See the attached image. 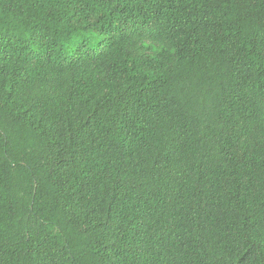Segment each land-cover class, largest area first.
Returning a JSON list of instances; mask_svg holds the SVG:
<instances>
[{"label": "trees", "instance_id": "trees-1", "mask_svg": "<svg viewBox=\"0 0 264 264\" xmlns=\"http://www.w3.org/2000/svg\"><path fill=\"white\" fill-rule=\"evenodd\" d=\"M0 264H264V0H0Z\"/></svg>", "mask_w": 264, "mask_h": 264}]
</instances>
